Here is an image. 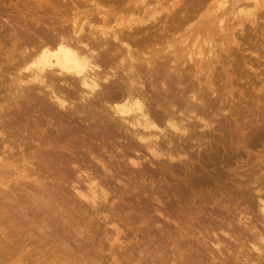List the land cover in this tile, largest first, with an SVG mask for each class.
<instances>
[{
    "label": "rangeland",
    "instance_id": "1",
    "mask_svg": "<svg viewBox=\"0 0 264 264\" xmlns=\"http://www.w3.org/2000/svg\"><path fill=\"white\" fill-rule=\"evenodd\" d=\"M132 1L133 0H0V33L2 34H0V44H3V38H7L12 32L21 36L28 33L30 36L35 37V40H41L48 35L49 28L58 26L59 21L64 17H76L77 20H81V22L88 17L86 20L90 22L89 24L92 23L94 26H103L102 23L104 22V29L108 26L115 29L116 23L118 24L119 22L125 25L130 23L132 27L130 34L136 39L135 41L140 38V42L144 41L143 45L147 46V49L153 48L155 44H158L157 46L160 50L162 49L161 53L166 51V46L168 44H175L178 46L179 43L177 41L182 37H187L190 45L194 41H197L198 48L196 47V49L192 51H200V54H196L194 63L193 65L191 64L192 67L189 65L188 69L186 68L187 72L185 71L184 76L186 79L184 80L185 82H188V80L193 82L196 77L197 80L194 82L198 85L200 84V87L206 88L208 92H216H214L216 103L211 109L214 115L209 112L210 110L202 111L204 114H202V117H205V119L207 118L204 121L201 117L202 112L199 113L201 118L199 122L204 123L203 125L206 123L208 124L205 130L206 133L210 132V134H212L210 135L211 138L208 139L210 141L209 145L212 143L210 146L212 147L213 145L215 152L211 149L212 151L210 150L211 152L207 155L208 157L202 154L199 158L192 152L193 154L191 153L190 156L194 161L191 160L190 162V170H184L183 172L178 162L180 158L177 155L178 153L173 154V161H168L164 157L161 159L151 154L149 155L148 152L144 153V156L149 158L150 162L141 160L143 163L141 164L140 162L141 166L139 168L141 169H137L138 167H130L126 159L106 158L110 161V165L108 166L107 172H103L97 163H93L94 165L91 167L92 163L84 165L80 160L81 153L85 151V148L80 147L82 146L80 145V137L74 135L68 142L64 137L62 138L59 136L60 138H58L59 144H62L68 149L59 148V146L47 147V149L43 147L40 149V152L42 151V157L38 150H34L36 148L30 146L31 148L26 147V149H24L23 152L26 157L24 160L21 158V160L19 158L20 156H18V152L21 148H17L18 142L20 143L18 140L20 139L15 137V135H10L9 130H14L13 133L17 132V136L19 135V137H22L21 135L23 134L25 135L32 123L28 121L27 123L30 126L28 127L26 124L25 127L23 119L27 115L29 118L31 113L29 110H26L25 113H22L20 110L16 111V109H13L14 107L8 109L5 117L1 118L3 119L5 127L7 126L6 131L8 136L6 145H11V147L14 145L16 148H10L12 149L10 153L4 154L5 156L2 157L3 160L0 164V183H5L9 187L8 189L4 187L6 190L12 189L14 191L10 192L11 194L8 191L5 193L8 194V197L11 195V198L17 199L21 205L19 206V210H17L18 208H13V210L20 215L19 216L13 213L14 211H12L11 207L7 206L8 201H3L2 203L0 200V209L6 210V212L3 213L1 224L7 228V225H5L7 223L5 222H8L7 218L13 215L12 217H16L15 222L17 221V223H19V227L23 229L25 233V235L23 234L24 239L30 241H27V243L25 241L26 245L22 253L17 251L13 253L10 252V254L3 253V256H6L3 259H6V261L8 260V262L3 261V263L43 264L44 261H47L49 264H264V257L258 259L256 253L251 250V244L249 243L254 241H245L242 237L243 233L241 228L236 224L237 218L245 213L246 208L248 209L250 207L249 201L246 200L249 190L246 189L248 186H252L251 183L256 180V173H258L257 170L259 167L257 156L260 154V151L264 149V0H144V8H147L148 11L146 10L143 13L140 12V9L137 11L133 9ZM136 1L137 0H134V2ZM222 2H225L223 6ZM63 14H65L64 17ZM131 17H144L147 20H149L150 17L156 18L154 21H150L151 25L142 26L140 31H136L134 28L138 25L132 22ZM99 18L101 19L99 20ZM180 19L186 20L181 21ZM145 24H148V22ZM38 25L41 27L40 31L38 30L40 29ZM6 27L8 29H6ZM45 29L47 32H45ZM123 30L125 31V29ZM40 32L41 34H39ZM21 36H19V38H21ZM145 40L147 43H145ZM149 42H151L152 45H150ZM11 47L13 46L11 45ZM189 75L194 77H189ZM217 110L219 111L217 112ZM15 114L17 117L20 114L21 116L17 118ZM208 114L210 117H208ZM15 117L17 118L16 120L14 119ZM11 122H13L12 126L10 125ZM219 129H221V131L223 130V133ZM48 130L52 133L58 132L53 125H50ZM23 131H25V133ZM213 137H215V139ZM74 141L78 142L74 145ZM44 151L47 152V156H44ZM55 151H59V155H57V157L59 156L58 158L56 157L58 152L55 154ZM85 152L82 154H86ZM48 153H51V155ZM94 153H98L96 156L102 160H105V158L100 156L107 157V154L101 152L99 148H96ZM60 154L64 155L60 157ZM37 156L40 158V161L37 159ZM159 160L165 163L163 164L164 166H161L160 162H158ZM92 162H95V160L93 161L92 159ZM106 163L108 162L106 161ZM95 168H98V171H95ZM131 168L133 169L132 171L130 170ZM161 168L166 171H161ZM170 168L173 170H170ZM81 170L82 172L87 171L85 174L91 172V175L89 174L90 179L98 185L97 187H101L102 190H104L103 192L106 193V195L104 194V196L98 200L99 204H97V206L99 205L100 208L98 206L99 213H97L96 216L88 204L85 207V203L82 205L84 210L80 208V195L77 194L76 191L77 189L79 190V188L83 190V192L87 189V182L85 180V182H81L82 184L80 185V174L84 175V173L80 172ZM180 172H185L184 174L186 176L183 174L184 177ZM134 173L139 176L134 175ZM200 173L210 178V184L213 182L214 184L212 183L211 186L214 187L204 182L201 184L202 186L200 185V187L196 188L194 191L191 190L189 186L190 179L193 177H202V175H197ZM25 175H29V177L23 178ZM144 175L146 178H144ZM46 176L47 178L44 179ZM100 176L102 178H100ZM132 176H134L133 178L136 180L132 179ZM34 179L39 180L34 181ZM14 180L19 182V184H21V181L27 183L15 187L17 185L14 183ZM135 181H138L139 185ZM40 184L42 185L40 186ZM43 184L45 186H43ZM82 185L83 187H81ZM141 185L144 186L141 188ZM180 185H183L180 188L183 189L184 187L185 189L181 190L182 193L177 192ZM176 186L178 187L175 188ZM86 191L87 190H85V192ZM172 192L174 193L172 194ZM38 193L40 197L37 196ZM148 193L151 194L147 197L146 194ZM21 194L23 195L21 196ZM53 194H56L55 197ZM199 194L201 195L199 196ZM100 195H102V192ZM41 196L44 197L46 203L43 202ZM202 196L208 200L203 199ZM77 197H79V199ZM185 197L188 202L184 203L183 201L186 200ZM46 198L50 199V201ZM196 198L200 199L198 200ZM34 199H38V202L42 201V204L40 202V208L37 206L39 203L34 201ZM33 201L34 206L37 208L31 206L33 205V203H31ZM193 201L195 202L194 204H192ZM178 202L181 203L179 207L177 206ZM43 203L46 204V206ZM100 204H102V206ZM182 204L184 206L191 204L190 206L193 209L195 208V210L190 208V206L182 207ZM55 205L58 207L56 208ZM219 205H221V207ZM14 207L18 206L16 205ZM42 207L46 211H44ZM38 208L39 212L36 211L35 214L33 211ZM41 208L44 214L41 212ZM22 209L27 212L22 211ZM218 210H220V212ZM9 211H12V215H10L11 213ZM51 211L53 213H51ZM82 211H85L86 215L82 214ZM25 212L28 214L27 216ZM87 212L91 213V217L88 216L90 213L87 214ZM28 216L33 219H30ZM136 216L139 217L137 218ZM5 218L7 220H5ZM19 218L20 221L17 220ZM11 219L13 220V218ZM60 220L63 223L60 222V224ZM15 222H12V224ZM8 224H10V222ZM37 224H39V226ZM16 225L14 226L17 227ZM38 227H40V229L44 227L43 229L46 228V230L41 232ZM30 228H32V231ZM73 230L74 232H72ZM23 231L19 230L20 233ZM40 233H47L44 235L46 237L42 236L43 234ZM19 236L21 239L23 238L21 235ZM25 236L27 237L25 238ZM11 238L14 240L7 238V242L3 239H1V241L6 243L15 241V237ZM20 238H18L17 241ZM39 238H42V241ZM49 239L51 241L53 240V242L51 243ZM44 240L45 243L47 242L46 246ZM66 240H69L70 243L73 241L74 243L72 242L70 244L69 241ZM18 242L21 241L19 240ZM41 242H43L42 245ZM39 243L40 246L38 250L28 252L31 247ZM213 244H217L219 250L216 249ZM43 245L47 250L44 249ZM241 250L244 251L241 252ZM163 252L166 253L164 254ZM37 253L39 255L41 254V256ZM29 257L31 261H29Z\"/></svg>",
    "mask_w": 264,
    "mask_h": 264
},
{
    "label": "bare ground",
    "instance_id": "2",
    "mask_svg": "<svg viewBox=\"0 0 264 264\" xmlns=\"http://www.w3.org/2000/svg\"><path fill=\"white\" fill-rule=\"evenodd\" d=\"M132 2H133L132 7H134L133 9H135L136 11L138 9H140V12L143 13L147 10V8H144L145 7L144 0H137L136 2H134V0H133ZM143 3H144V5H143ZM222 3H223L222 4V6H223L225 2H222ZM133 5H135V6H133ZM64 15L65 14H63V17H64ZM183 17H184V15H183ZM86 18H88V17H86ZM86 18L84 19V21L82 20L83 22H81V20H79L80 21L79 22L76 17H64L62 20L59 21L58 26L53 27V28H49V30L47 28V30L49 31L48 35H46L41 40H35V37L30 36V34H28V33H26L28 35L25 34V35L21 36V35L16 34L15 32H12V34L7 36V38H5V39L3 38V44H0L1 45L0 46V50H1L0 51V54H1L0 55V164L3 160L2 157L5 156L4 154H9L10 151L12 150L10 148H12V147L16 148V146H14V145L12 147H11V145H8V144L6 145V140H7V136H8L7 131H6L7 126L5 127L3 119H1L2 117H5L6 111L12 107H14L13 109H16V111L20 110L22 113H25L26 110L27 111L29 110V112L31 113L29 118L27 115L23 119L24 126L26 124L28 125V123H27L28 121H30L32 123L31 126L28 125V127L29 126L30 127L27 129V132L25 135L23 134V135H21L22 137H19V135L17 136V132L13 133L14 130L13 131L9 130L10 135H13V136L15 135V137L20 139V140H18L16 138L18 141H20V143L18 142L17 148L18 149L21 148V150H19V152H18V156H20L19 158L20 159L22 158L23 160L26 157L24 152H23L24 149H26V147L31 146L33 148H36L34 150H38L40 154L42 152V151L40 152V149L43 147L45 149H47V147L59 146V148L61 147V148L68 149L65 146H63L62 144H59L60 142H59L58 138L64 137V139L68 142V141H70V139H72V137L74 135L75 136L78 135L80 137V139H79L80 145H82L80 147H84L85 148L84 150L86 151V152L84 151L86 154H82V153H84L82 151L80 160L84 163V165L92 163V166L90 165L91 167H93V165H94L93 163H95V164L97 163L101 167L103 172L104 171L107 172L108 166L110 165V161H108L106 158H108V159L109 158L110 159L117 158V159H123V160L126 159L127 164H129L130 167H134V168L138 167L137 169H141V168H139L141 166L140 165L141 160H145L147 162H150V159L147 158L146 156H144V153H146V152H148L149 155L151 154L152 156L159 157L161 159H162V157H164L168 161H173V159H174L173 154L178 153L177 155L180 157L178 162H179V164L181 166V170L183 172L184 170L187 171L191 167L190 162L193 159L191 158L190 155L192 152L198 158L201 157L202 154H205L206 156L208 154H210V152L212 151L211 149L214 150L213 145H212V147L210 146L212 143L209 145L210 141L208 139V138H211L210 135H212V134H210V132L206 133L205 129H207L206 125H208L206 122H205L206 123L205 125H203L204 123L199 122V119H201L199 116L200 115L199 113L202 111H205V110L206 111L210 110L209 112L213 114V110H211V109L215 106V103H216V99H215L216 97L214 95L215 91H209L208 92V91H206V88L200 87L199 86L200 84L198 85L197 83L194 82L195 80H197L196 77H195L193 82H190V80H188V82H185V80H184V79H186V78H184L185 71L187 72L189 65L192 67L196 54H200V51L199 52H193L192 51L193 49H196V47L198 48L197 43H196L197 41H194L196 39L193 40L194 42L191 44L192 45L191 46L189 44V39H187V37H182L180 40L177 41L179 43L178 46H180V47L176 46L175 44H172V45L168 44L166 46V51L161 53L162 49L160 50V48L157 46L158 44L157 45L155 44L153 46V48L148 47L149 49H147L146 48L147 46L143 45L144 41L140 42L141 41L140 38L138 39L139 41L138 40L135 41L136 39H134L133 36L130 34V32L132 31V27L130 26V23L125 25V24L119 22L118 24L116 23L115 29L112 28L111 26H108V27H106V29H104V27H103L104 22L102 23L103 26L102 25L94 26L92 23L89 24L90 22H88L86 20ZM155 18L150 17V19L148 18L149 20H147L144 17H131L132 22L133 23L135 22V24L138 25L134 28V30L140 31L142 26L151 25L150 21H154ZM100 19L101 18H99V20ZM182 20H184V19H182ZM26 21H25V23H26ZM146 22H148V24H145ZM31 24H33V23H31ZM2 26H3V24H2ZM30 26H32V25H30ZM38 27L40 28V29H38L40 31L41 27L39 25H38ZM6 29H8V28L6 27ZM17 29H19V28H17ZM123 29H125V31ZM47 30L45 29V32H47ZM42 32H43V30H42ZM39 34H41V32ZM44 34H46V33H44ZM19 36H21V38H19ZM155 40H157V39H155ZM190 42H192V41H190ZM6 43H8V44H6ZM145 43H147L146 40H145ZM149 44L152 45L151 42H149ZM11 45L13 47H11ZM189 77H194V76L189 75ZM222 103H223V101H222ZM217 109H218V107H217ZM218 111L219 110H217V112ZM233 113H232V116H233ZM202 114H203V112L201 113V117H202ZM15 116H16V114H15ZM20 116H21V114L18 117H20ZM16 117L14 118L15 120L18 118V117L17 118ZM208 117H210L209 114H208ZM225 117H227V116H225ZM206 119H205V117L203 118L204 121ZM221 120H219V121H221ZM21 121H22V119H21ZM200 121H202V120H200ZM6 122H7V120H6ZM12 124H13V122H11L10 125L12 126ZM50 125L55 126L58 132H56V133L50 132L48 130ZM217 126H219V125H217ZM9 128H7V129H9ZM214 129H216V128H214ZM219 130L221 131V129H219ZM23 132L25 133V131H23ZM221 132L223 133V130ZM216 133H217V131H216ZM224 133H225V131H224ZM213 138L215 139V137H213ZM78 141H76V142H78ZM216 141H217V139H216ZM76 142L74 141L73 144L75 145ZM32 145H34V146H32ZM96 148H99L101 150V152L107 154L106 155L107 157L100 156L102 158H105V160H102L101 158H98L96 156L98 154V153H94ZM57 149H58V147H57ZM80 151H81V149H80ZM25 152H27V151H25ZM56 152H58V154H56ZM214 152H215V150H214ZM53 153H52V155L54 156ZM48 154L51 155V153H48ZM55 154L57 157V155H59V151H55ZM61 155H64V154H60V157H61ZM41 156L43 157L42 154H41ZM44 156H47L46 151H44ZM53 156H52V159H53ZM37 159L40 161V158L38 156H37ZM92 159H93V161L95 160V162H92ZM106 161L108 163H106ZM257 161H258L259 167L257 170L258 173H256L257 174V177L255 178L256 180H254V182L251 183L252 186H250V187L248 186V188L246 189V190H249V192L247 193L248 196L246 197V200L249 201L250 207L248 209L246 208L245 213L241 214V216H239V218H237L236 224L241 228V231L243 233V235H242V233H241V235L245 239V241H254L255 242V243L254 242L249 243V244H251V250H253L256 253V256L258 259H262V257H264V149H262L260 151V154H258ZM158 162H160L161 166L163 164H165L164 162H162V160H159ZM141 164H143V163L141 162ZM166 164H167V162H166ZM195 166H196V164H195ZM194 167H193V169H194ZM95 169H94L95 171H98L97 170L98 168H95ZM37 170H39V169H37ZM130 170L132 171L133 169L131 168ZM162 170L163 169L161 168V171ZM170 170H173V169L170 168ZM39 172H44V171H39ZM80 172H82V170ZM85 172H87V171L82 172V173H84V175L80 174V185L82 184L81 182L86 181L87 182L86 183L87 189H85V187H84V189L87 191L85 192V190H84V192H83V190H81L79 188L80 191L77 189L76 193L80 195V208L82 210H84L82 208L83 207L82 205L85 203L86 204V205H84V207H85L88 204L92 208L91 210L93 213H95L94 215L96 216V214L99 213V211H98L99 205L97 206V204H99L98 200L102 196H104V194L106 195V193L103 192L104 190H102L101 187L100 188L97 187L98 185L95 182H93L92 179H90L91 172L87 173V174H85ZM136 173H134V175L137 176L138 174H136ZM146 173H148V172H146ZM171 173H172V171H171ZM184 173H181V174L183 175ZM53 174H54V171H53ZM169 174H170V171H169ZM45 175H47V174H45ZM92 175H94V174H92ZM131 175H132V173H131ZM197 175H202V174L200 173ZM107 176H109V175H107ZM140 176H141V173H140ZM190 176H192V175H190ZM28 177H29V175L23 176V178H28ZM42 177H43V175H42ZM133 177L134 176H132V179H135ZM37 178H38V176H37ZM45 178H47V176L44 177V179ZM100 178H102V177L100 176ZM144 178H146V176ZM36 180H39V179H36ZM36 180L34 179V181H36ZM156 180H158V179H156ZM176 180H178V179H176ZM210 180H211L210 178L203 176V175H202V177H197V178L193 177L189 181L190 182L189 183L190 189L194 191L196 188L200 187V185L204 182H206L207 184H210V182H211ZM40 181H41V179H40ZM138 181H135V182H137V184H138ZM178 181H176V182L179 183ZM24 182L21 181L20 183L25 185L27 182H25V183ZM176 182H175V185H176ZM14 183H16V185H17L15 187H18L19 185H21V184H19V182H16L15 180H14ZM212 183L210 184V186L212 185ZM1 185H3V186H1ZM41 185L42 184H40V186ZM43 186H45V185L43 184ZM142 186H144V185H141V188H142ZM182 186L180 185L179 187L178 186L175 187V188L178 187V191H177L178 193H182L181 190L184 189V187H183V189L180 188ZM4 187H6L7 189L9 188L5 183L4 184L0 183V200H1V202L3 203V201H5V202L8 201L7 206L11 207L12 211H14L13 208H16V209L18 208L17 210H19V208H20L19 206L21 205V204H19L20 202L17 201V199H15V198H11L12 197L11 195H9L10 197H8V194L5 193L6 191H8L10 193L13 190L12 189L6 190V188H4ZM81 187H83V185ZM211 187H214V186H211ZM36 188H37V186H36ZM149 188H148V190H149ZM37 191H40V190H37ZM101 192H102V195H100ZM173 193L174 192H172V194ZM195 193H197V192H195ZM66 194H68V193H66ZM150 194L149 193L146 194L147 197ZM183 194H187V193H183ZM22 195L23 194H21V196ZM53 195L55 197L56 194H53ZM193 195H194V192H193ZM200 195L201 194H199V196ZM37 196H39V193ZM202 197H203V199L208 200V199L204 198V196H202ZM17 198H18V196H17ZM24 198H26V197H24ZM41 198L43 199V202L46 203V200H44V197L41 196ZM77 198L79 199V197H77ZM46 199L50 201V199H48V198H46ZM185 199H186V197H185ZM196 199H198V198H196ZM37 200L34 199V201L38 202L39 200L38 201ZM189 200H190V198H189ZM34 201L31 202V203H33V205H31V204L30 205L32 207L37 208L36 206H34ZM219 201H220V199H219ZM40 202L42 204V201H40ZM40 202H38L39 205L36 203L37 206H39V208H40ZM174 202H177V201H174ZM183 202L185 203L188 201L186 199ZM201 202H203V201H201ZM47 203H49V202H47ZM179 203L180 202H178V205H177L178 207H179V205H181V203L180 204ZM194 203L195 202L193 201L192 204H194ZM61 204H62V202H61ZM168 204H167V206H168ZM16 205L18 207H14ZM44 205L46 206V204H44ZM44 205H43V207H44ZM100 205L102 206V204H100ZM190 205L191 204H189L187 206H190ZM50 206H52V205H50ZM187 206L183 205L182 207H187ZM219 206L221 207V205H219ZM57 207L58 206H56V208ZM39 208L37 210H34L33 212H35V214H36V211H38ZM42 208H41V210H42ZM99 208H100V206H99ZM190 208H192V207L190 206ZM81 209H80V211H81ZM43 210H44V208H43ZM43 210L41 212H43ZM85 210H86V208H85ZM168 210H170V209H168ZM193 210H195V208ZM199 210H197V211H199ZM12 211H9L11 213L10 215H12ZM22 211H26V210L22 209ZM44 211H46V210H44ZM67 211H68V209H67ZM218 211L220 212V210H218ZM4 212H6V210L0 211V224L2 222ZM26 212H25V215L27 216L28 214ZM82 212H83L82 214H85V211H82ZM13 213L14 214L16 213V215H19V214H17L16 211H14ZM51 213H53V212L51 211ZM88 213H90V212H87V214ZM43 214H44V212H43ZM16 215H14V216H16ZM30 215H32V214H30ZM90 215H91V213L88 216H90ZM12 216L10 218H7L8 222L7 221L5 222V223H7V224H5V225H7V228H6V226H2V224L0 226V264H4L3 261L8 262V260L6 261V259H3L4 257H6V256H3L4 254H6V253L10 254V252L13 253L14 251L22 253V251H24V248H25L24 246L26 245L25 244L26 239H24L25 233H24L23 229H21L19 227L20 226L19 223H17V221L15 222L16 217L14 218ZM65 217H67V216H65ZM11 218H13L14 221ZM161 218H163V217H161ZM7 219L5 218V220H7ZM30 219H33V218H30ZM82 219H83V217H82ZM17 220L20 221V218ZM4 221H3V223H4ZM85 221H87V220H85ZM9 222H10V224H8ZM12 222H15V223H13L14 225L18 224V225H16L18 228L15 227L12 224ZM45 222H47V221H45ZM60 222H61V220L59 221V223ZM24 223H25V220H24ZM61 223H63V222H61ZM32 224H33V222H32ZM37 225L39 226V224H37ZM62 226H63V224H62ZM226 226H227V224H226ZM238 226H236V227H238ZM40 227H38V228L40 229ZM38 228H36V229H38ZM43 228L40 229L41 232L42 231L44 232V230H46V228L45 229H43ZM19 230L23 231V232L20 233ZM30 230L32 231V228H30ZM109 230H112V229H109ZM34 231H36V230H34ZM72 232H74V230ZM40 234H43V233H40ZM46 234H43L42 236H44ZM19 235H21L23 237L22 239L24 241L20 238ZM226 235L228 236L227 233H226ZM75 236H76V234H75ZM11 237H13V238L15 237L16 242L13 241L11 243H6L8 240L7 238L14 240ZM26 237L27 236H25V238ZM44 237H46V236H44ZM18 238H20L19 240L21 242H18L19 240L17 241ZM1 239L5 240L6 242H2ZM39 239L41 240L42 238H39ZM81 239H82V237H81ZM27 241L29 242L30 240L27 239ZM27 241H26V243H27ZM49 241L51 243L53 242V240L51 241L50 239H49ZM66 241H69V240H66ZM158 242H160V241H158ZM42 243L43 242H41V245H42ZM44 243H45V240H44ZM46 243H45V246H46ZM69 243H70V241H69ZM161 244H163V243H161ZM61 245H63V244H61ZM39 246H40V243L38 245L31 247L28 252H34V251L38 250ZM214 246L216 249L219 250V247L217 244H215ZM43 247H44V245H43ZM44 249H45V247H44ZM45 250H47V249H45ZM74 250H75V248H74ZM243 251L241 250V252H243ZM89 253H90V251H89ZM46 255H47V253H46ZM64 255H65V253H64ZM39 256H41V254ZM138 256H140V255H138ZM44 257H45V255H44ZM29 261H31V258ZM23 263H24V261H23ZM43 264H49V263L47 261H44Z\"/></svg>",
    "mask_w": 264,
    "mask_h": 264
}]
</instances>
